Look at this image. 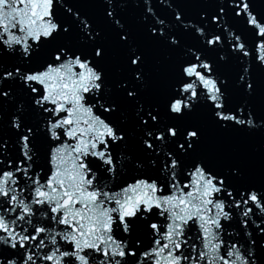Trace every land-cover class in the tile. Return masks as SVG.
I'll list each match as a JSON object with an SVG mask.
<instances>
[{
  "label": "snow or ice",
  "instance_id": "1",
  "mask_svg": "<svg viewBox=\"0 0 264 264\" xmlns=\"http://www.w3.org/2000/svg\"><path fill=\"white\" fill-rule=\"evenodd\" d=\"M0 264H264V0H0Z\"/></svg>",
  "mask_w": 264,
  "mask_h": 264
}]
</instances>
